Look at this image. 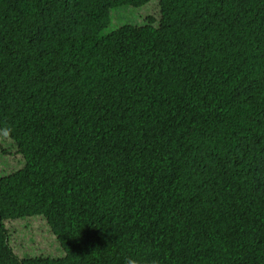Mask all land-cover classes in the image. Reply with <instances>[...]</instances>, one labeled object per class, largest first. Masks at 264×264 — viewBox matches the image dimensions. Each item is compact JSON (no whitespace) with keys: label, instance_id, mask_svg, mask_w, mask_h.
I'll return each mask as SVG.
<instances>
[{"label":"trees","instance_id":"trees-1","mask_svg":"<svg viewBox=\"0 0 264 264\" xmlns=\"http://www.w3.org/2000/svg\"><path fill=\"white\" fill-rule=\"evenodd\" d=\"M149 1L0 0V264H264V0Z\"/></svg>","mask_w":264,"mask_h":264},{"label":"rangeland","instance_id":"rangeland-1","mask_svg":"<svg viewBox=\"0 0 264 264\" xmlns=\"http://www.w3.org/2000/svg\"><path fill=\"white\" fill-rule=\"evenodd\" d=\"M148 18L154 20L152 23L153 25L158 23L159 7L157 0H151L147 4L137 8L125 6L115 7L111 10L109 24L101 31V35L109 34L111 31L124 25L142 26L148 23ZM8 161H10L11 165H14L12 159H8ZM25 225L26 224L10 225V231L14 235L13 241L16 244L19 242L17 244L19 248H16V245L13 246L15 253L22 257V252H28L38 246L34 251L40 250L41 253L50 254L47 251V248L50 249V244L48 243L46 247V243L43 240L46 236L43 227L36 224V229L29 230Z\"/></svg>","mask_w":264,"mask_h":264},{"label":"clouds","instance_id":"clouds-1","mask_svg":"<svg viewBox=\"0 0 264 264\" xmlns=\"http://www.w3.org/2000/svg\"><path fill=\"white\" fill-rule=\"evenodd\" d=\"M125 264H138V261L135 258L129 257L126 259Z\"/></svg>","mask_w":264,"mask_h":264}]
</instances>
